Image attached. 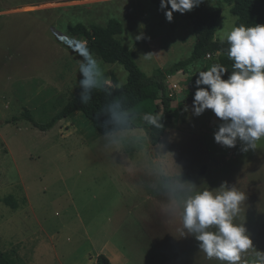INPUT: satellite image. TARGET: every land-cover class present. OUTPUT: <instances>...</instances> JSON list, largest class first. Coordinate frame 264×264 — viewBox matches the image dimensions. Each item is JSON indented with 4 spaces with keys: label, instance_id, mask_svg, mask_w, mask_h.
<instances>
[{
    "label": "rangeland",
    "instance_id": "374dc122",
    "mask_svg": "<svg viewBox=\"0 0 264 264\" xmlns=\"http://www.w3.org/2000/svg\"><path fill=\"white\" fill-rule=\"evenodd\" d=\"M201 2L219 11L215 39L222 40L235 26L231 6ZM166 10L149 0H0V248L14 264H95L99 254L113 264H226L205 255L181 217L195 191L222 183L246 197L234 222L244 225L252 247L237 264H264V138L247 151L239 140L222 146L214 140L220 119L211 109L193 112L191 92L212 57L168 77L174 117L156 145L138 115L140 126L108 134L80 111L47 130L21 117L28 109L45 124L81 92L86 56L100 65L97 85H112L113 76L126 82L122 65L90 55L70 33L76 21L104 25L117 16L119 38L148 76L188 57L192 23L178 11L169 22ZM151 40L160 56L149 52ZM153 98L159 101L157 89ZM9 195L17 208L2 201Z\"/></svg>",
    "mask_w": 264,
    "mask_h": 264
},
{
    "label": "clouds",
    "instance_id": "9594fccd",
    "mask_svg": "<svg viewBox=\"0 0 264 264\" xmlns=\"http://www.w3.org/2000/svg\"><path fill=\"white\" fill-rule=\"evenodd\" d=\"M201 0H160V8L170 5L165 11L170 22L172 12L191 10ZM137 36L136 39H141ZM228 45V58L232 61V71L227 79L222 77L228 69L214 64L199 72L196 79L197 90L193 97V112L202 114L211 109L221 121L214 132L215 142L226 147L242 143V151L255 149L256 142L264 138V24H240L234 26L222 37ZM80 85L86 90L81 94V102L87 103V90L96 87L103 76L98 61L86 56L79 65ZM201 85L207 86L199 87ZM118 108V105H113ZM114 119H121L113 112ZM149 123L163 127L160 117L148 115ZM245 193L222 183L217 191H195L183 204L181 213L183 228L195 233L199 247L209 258H216L226 264H237L241 253L252 247V240L243 224L234 222L245 200ZM215 226L214 231L208 230ZM264 259V256L261 257Z\"/></svg>",
    "mask_w": 264,
    "mask_h": 264
},
{
    "label": "trees",
    "instance_id": "16d2710c",
    "mask_svg": "<svg viewBox=\"0 0 264 264\" xmlns=\"http://www.w3.org/2000/svg\"><path fill=\"white\" fill-rule=\"evenodd\" d=\"M160 7V0H150ZM231 6V12L236 16L235 26L240 24H264V0H223ZM166 8L170 9V5ZM179 12V11H178ZM180 13V12H179ZM190 20L195 34V43L191 54L178 60L164 69L155 70L148 76L136 62L134 52L129 50L119 38L123 33V24L115 16H110L104 25L91 23L87 25L76 21L69 27L70 33L83 44V48L98 59L108 63H118L127 72V80L119 84L116 77H112V85H96L87 90L90 99L81 102V94L86 90L74 94L63 108L45 124L37 123L28 109H24L21 117L28 119L35 127L47 130L59 120L68 117L75 111L82 112L91 122L95 130L101 134H108L118 130L132 129L140 126L133 119L134 115L142 117V125L146 127L152 145L159 143L168 124L174 117L173 98L170 95L167 79L179 72L190 73V69L211 54L213 65L219 64L228 69L223 79H227L232 71V61L228 58V45L222 40L215 39L220 13L216 9L205 6L200 2L194 6L191 13H180ZM196 76H192L194 80ZM190 80V84H194ZM157 89L159 101L153 98V90ZM195 90L191 92L193 95ZM118 105V108H113ZM113 112H118L121 119H114ZM148 115L159 116L163 127H157L146 119ZM17 119L14 117L12 120ZM2 201L12 208L18 207V201L12 196L2 198ZM0 264H14L12 258L0 248ZM95 264H111L110 259L99 254ZM257 264V263H256Z\"/></svg>",
    "mask_w": 264,
    "mask_h": 264
},
{
    "label": "crops",
    "instance_id": "0c3cea01",
    "mask_svg": "<svg viewBox=\"0 0 264 264\" xmlns=\"http://www.w3.org/2000/svg\"><path fill=\"white\" fill-rule=\"evenodd\" d=\"M150 1V0H149ZM151 2V1H150ZM152 3V2H151ZM152 6L153 7H155L156 9H161L160 7H157V6H155L153 3H152ZM168 9V8H167ZM161 11H163L164 12V9H161ZM112 16H115V15H112ZM115 17H117V16H115ZM118 18V17H117ZM119 19V18H118ZM124 30V29H123ZM148 48L150 49V53L152 54V56H153V58L155 57V56H160V54H159V49H160V46H158V44H157V42L155 41V40H151L150 42H149V44H148ZM134 55H135V53H134ZM178 74V73H177ZM185 177H183V179H184ZM174 178H167V183H169V182H171L172 180H173ZM108 257V256H107ZM110 259V258H109ZM110 261H111V264H113V262H112V259H110Z\"/></svg>",
    "mask_w": 264,
    "mask_h": 264
},
{
    "label": "built area",
    "instance_id": "2783aa9c",
    "mask_svg": "<svg viewBox=\"0 0 264 264\" xmlns=\"http://www.w3.org/2000/svg\"><path fill=\"white\" fill-rule=\"evenodd\" d=\"M207 58H211V54H207ZM173 87L176 88L177 87V84H174ZM170 95L172 96L171 93H170Z\"/></svg>",
    "mask_w": 264,
    "mask_h": 264
}]
</instances>
